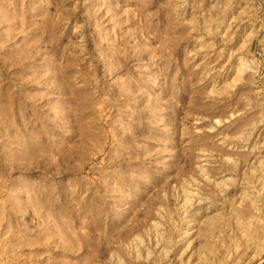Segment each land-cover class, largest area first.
Instances as JSON below:
<instances>
[{"label":"rangeland","instance_id":"374dc122","mask_svg":"<svg viewBox=\"0 0 264 264\" xmlns=\"http://www.w3.org/2000/svg\"><path fill=\"white\" fill-rule=\"evenodd\" d=\"M0 264H264V0H0Z\"/></svg>","mask_w":264,"mask_h":264},{"label":"bare ground","instance_id":"6f19581e","mask_svg":"<svg viewBox=\"0 0 264 264\" xmlns=\"http://www.w3.org/2000/svg\"><path fill=\"white\" fill-rule=\"evenodd\" d=\"M2 22V21H1Z\"/></svg>","mask_w":264,"mask_h":264}]
</instances>
